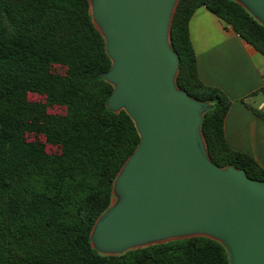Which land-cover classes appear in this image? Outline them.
I'll return each instance as SVG.
<instances>
[{
	"label": "trees",
	"instance_id": "trees-1",
	"mask_svg": "<svg viewBox=\"0 0 264 264\" xmlns=\"http://www.w3.org/2000/svg\"><path fill=\"white\" fill-rule=\"evenodd\" d=\"M201 6L263 55L264 25L235 0H179L170 33L176 85L211 104L201 124L211 161L264 180L252 155L227 144L231 99L199 78L189 20ZM111 64L89 0H0V264H230L206 236L116 255L92 247L140 139L130 116L107 106Z\"/></svg>",
	"mask_w": 264,
	"mask_h": 264
},
{
	"label": "water",
	"instance_id": "water-1",
	"mask_svg": "<svg viewBox=\"0 0 264 264\" xmlns=\"http://www.w3.org/2000/svg\"><path fill=\"white\" fill-rule=\"evenodd\" d=\"M264 25V0H235ZM179 0H89L105 40L113 86L107 106L132 119L139 142L119 170L111 206L96 220L91 245L101 254L206 236L230 264H264V180L211 161L201 131L211 104L176 85L170 46Z\"/></svg>",
	"mask_w": 264,
	"mask_h": 264
},
{
	"label": "crops",
	"instance_id": "crops-1",
	"mask_svg": "<svg viewBox=\"0 0 264 264\" xmlns=\"http://www.w3.org/2000/svg\"><path fill=\"white\" fill-rule=\"evenodd\" d=\"M199 78L231 99L224 120L227 144L264 167V55L204 6L189 20Z\"/></svg>",
	"mask_w": 264,
	"mask_h": 264
},
{
	"label": "rangeland",
	"instance_id": "rangeland-1",
	"mask_svg": "<svg viewBox=\"0 0 264 264\" xmlns=\"http://www.w3.org/2000/svg\"><path fill=\"white\" fill-rule=\"evenodd\" d=\"M115 198V197H114Z\"/></svg>",
	"mask_w": 264,
	"mask_h": 264
}]
</instances>
